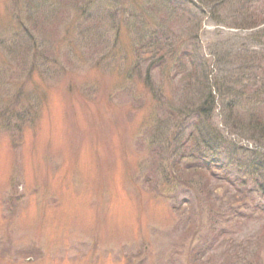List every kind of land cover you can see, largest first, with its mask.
Instances as JSON below:
<instances>
[{
	"label": "rangeland",
	"instance_id": "1",
	"mask_svg": "<svg viewBox=\"0 0 264 264\" xmlns=\"http://www.w3.org/2000/svg\"><path fill=\"white\" fill-rule=\"evenodd\" d=\"M238 2L0 0V264L255 263L240 248L252 226L208 250L196 205L220 184L202 192L208 175L176 167L167 145L181 125L170 109H202L203 88L238 77L236 54L258 52L264 69V0ZM160 33L174 40L165 69L148 46ZM209 118L225 143L213 159L240 177L251 152L264 163L245 121L232 126L220 101Z\"/></svg>",
	"mask_w": 264,
	"mask_h": 264
},
{
	"label": "trees",
	"instance_id": "2",
	"mask_svg": "<svg viewBox=\"0 0 264 264\" xmlns=\"http://www.w3.org/2000/svg\"><path fill=\"white\" fill-rule=\"evenodd\" d=\"M198 1L202 6H205V8L211 9L210 11H212V9L217 10L218 7L229 3V0ZM241 1L244 2L245 0H239V2ZM239 2V8L243 9L244 4L242 5ZM164 35L166 40L163 39ZM166 35V33H160V42H157L154 37L155 44H157L148 45L154 50L153 53L151 52L152 60H157L156 63L152 62L153 65L151 66H155L156 64L157 68H159V66L160 68H164L167 64L166 56H168V52L172 50L174 40L172 36L171 40L168 39ZM236 55H234V57L236 56L235 59L238 61V65H235L234 72L238 77L229 79V76H223V80H221L223 77L215 80V85H208L205 88L207 92H205L203 88V91H201V98L204 102V104L202 103V109L192 110V108H194L193 102L187 103L188 100H186V106H182L180 111L170 109V115H178L180 117L181 121L178 123L181 125L175 127L177 131L175 130L174 139L167 145L173 150L176 167L183 165V162L189 159L190 161L186 164L184 169L186 173L187 171L193 174L195 172L194 175H198L199 177L202 173L204 176L206 174L208 175V177H205V182L201 181L202 192L207 190L206 183H214V181L220 184L216 188L214 185L215 191H217V188L223 189L220 191V194L214 191L211 196L209 193L205 201L204 199L199 200L196 205L199 209L198 216H196L198 221L200 217L204 215L210 221L209 230L207 231L209 235V243H207L209 247L208 250L210 251L213 247L219 248L216 246L218 242L221 243L220 246L225 245L224 243H226L229 238H233V241L236 242V236H242L243 228L252 226L254 227L252 235H246L245 241L240 242V248L248 250V253L246 252V258H254L255 263L251 264H260L258 260L263 256L260 251V240H264V231H262L261 228L257 230V226L253 225L258 224V222L261 224L264 222V206L261 207L254 202L251 197L250 185L254 184L260 187L262 189V198H264V163L257 162V158L262 156V154L259 151L251 152L255 153V157L250 159L246 171H243L240 177L233 173L228 167L224 168L220 160L212 158L211 155L213 153L220 151L224 147V142L221 136H218L213 130L203 128V124H206L209 128L206 122L210 120L209 115L215 105L220 101V103L224 105V112L228 114L232 126L238 127L237 124L233 125V120L234 122L236 120H238L236 122L245 121V124L242 122L243 125H240L241 129L238 130H241L244 134L250 133L252 137L259 140V143H264V76L258 77V74H262L261 72L264 71L263 67L260 68V65H258V61H260L261 57L258 52L253 54L244 53L243 56L241 53ZM182 56L184 55H178L179 61L183 59ZM252 61L256 63L253 64ZM225 63L229 64L227 62ZM175 71L176 77H191L193 75L192 73L195 72L192 69L189 75L186 74L187 72L183 75L181 63L176 65ZM220 71L224 73V70L222 71L220 69ZM204 72L206 73V81L208 82V72L206 70ZM228 73H230V70H228ZM253 73H256V76ZM182 80L183 79L180 78V82ZM217 80H221V83ZM231 84H234V87ZM235 88L238 91H236ZM214 89L216 93H214ZM232 95L237 96V99H231L230 96ZM186 126L191 127L192 130H187ZM187 131L188 135H185L184 132L187 133ZM157 152L160 153L161 151L159 150ZM179 168L181 169V167ZM257 172H259V176L255 178L254 175L257 174ZM248 180L252 181L249 182ZM225 250L227 251V249ZM202 258V255L198 254V259ZM230 259L232 261L234 260L235 263L242 262V257L238 251H234V253L230 255L229 260ZM223 260L222 264H226L225 257Z\"/></svg>",
	"mask_w": 264,
	"mask_h": 264
}]
</instances>
